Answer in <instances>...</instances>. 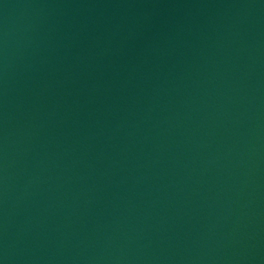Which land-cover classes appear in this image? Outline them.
<instances>
[{
  "label": "water",
  "instance_id": "1",
  "mask_svg": "<svg viewBox=\"0 0 264 264\" xmlns=\"http://www.w3.org/2000/svg\"><path fill=\"white\" fill-rule=\"evenodd\" d=\"M0 264H264V0H0Z\"/></svg>",
  "mask_w": 264,
  "mask_h": 264
}]
</instances>
